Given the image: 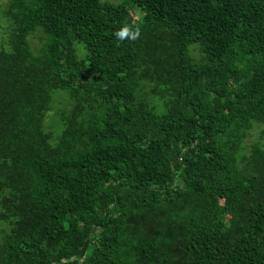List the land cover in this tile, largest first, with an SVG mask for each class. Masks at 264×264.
<instances>
[{
    "label": "trees",
    "instance_id": "16d2710c",
    "mask_svg": "<svg viewBox=\"0 0 264 264\" xmlns=\"http://www.w3.org/2000/svg\"><path fill=\"white\" fill-rule=\"evenodd\" d=\"M0 7V264H264V0Z\"/></svg>",
    "mask_w": 264,
    "mask_h": 264
},
{
    "label": "rangeland",
    "instance_id": "374dc122",
    "mask_svg": "<svg viewBox=\"0 0 264 264\" xmlns=\"http://www.w3.org/2000/svg\"><path fill=\"white\" fill-rule=\"evenodd\" d=\"M7 2V0H0V3ZM6 7H0V47H3L5 49L9 48L8 45V36L11 31V22L5 15V10ZM8 32V36L4 38L3 33ZM39 42L38 38L36 37H31V43L37 44ZM80 44H77L79 46ZM33 48V47H32ZM34 50V48H33ZM79 55H83V53L79 52ZM53 101H52V106L56 108L53 111H48L46 114V119L44 123V128L45 130H50L54 133V135H57L59 131L61 130V121L59 116L57 115V110L62 107L63 103L66 102V98L61 90H57L53 93ZM256 132L258 130L254 131V134L256 136Z\"/></svg>",
    "mask_w": 264,
    "mask_h": 264
},
{
    "label": "clouds",
    "instance_id": "9594fccd",
    "mask_svg": "<svg viewBox=\"0 0 264 264\" xmlns=\"http://www.w3.org/2000/svg\"><path fill=\"white\" fill-rule=\"evenodd\" d=\"M128 34V30L125 28L122 31L118 32L117 35L123 39Z\"/></svg>",
    "mask_w": 264,
    "mask_h": 264
}]
</instances>
